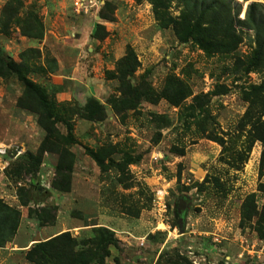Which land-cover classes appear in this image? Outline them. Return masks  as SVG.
I'll use <instances>...</instances> for the list:
<instances>
[{
    "label": "rangeland",
    "instance_id": "374dc122",
    "mask_svg": "<svg viewBox=\"0 0 264 264\" xmlns=\"http://www.w3.org/2000/svg\"><path fill=\"white\" fill-rule=\"evenodd\" d=\"M81 1L86 11L76 10L74 0H0V58L14 64L12 69L0 65V147L7 149L0 159L8 161L0 166V195L9 192L21 204L37 188L47 189V197L55 194L59 202L23 205L54 207V221L41 226L27 220L51 231L59 215L78 239L76 249L92 246L93 227L112 229L119 242L102 264H264V232L254 218L242 217L248 195L257 209L264 206L263 143L253 144L238 169L224 162L244 145L238 121L245 96L264 79V70H245L254 31L236 26L242 40L234 51L206 54L162 27L148 0ZM235 1L242 6L240 19L248 3L262 2ZM179 8L172 0L168 10L174 16ZM127 45L138 66L122 79L116 62ZM20 76L52 103L61 121L55 133L46 136L38 124L41 107ZM128 84L147 88L138 95L141 91L133 93ZM181 87L187 94L177 103L163 96L165 88ZM91 96L103 106L97 121L81 116ZM65 120L72 124L74 142L65 138ZM211 136L225 140L222 155ZM17 146L21 156L7 157ZM46 146L51 151L41 153L35 171L30 157ZM47 154L54 168L42 166ZM60 157L71 166L66 192L51 188L52 180L65 178L57 171L68 170L58 166ZM179 199L184 200L182 233ZM25 223L9 242L29 248L35 232L27 233L32 229ZM2 251L1 264H32L25 259L27 249Z\"/></svg>",
    "mask_w": 264,
    "mask_h": 264
},
{
    "label": "trees",
    "instance_id": "16d2710c",
    "mask_svg": "<svg viewBox=\"0 0 264 264\" xmlns=\"http://www.w3.org/2000/svg\"><path fill=\"white\" fill-rule=\"evenodd\" d=\"M141 1V0H136ZM151 3V10L154 18L162 27L171 28L173 34L181 42L193 41L206 54L216 52L228 53L234 51L241 42V36L236 31V26L246 27L254 31L255 46L251 54L247 57L245 70H264V0L252 1L247 4L244 17L240 19L241 4L235 0H175L179 8L177 15H171L168 8L172 0H148ZM247 1V0H244ZM38 22V21H37ZM25 36H35L30 31H23ZM0 58V65L8 66L12 69L13 62H5ZM138 66L136 55L130 45H127L125 53L116 62L117 72H120L122 79L133 73ZM25 89L29 91L38 101L41 109L38 111V124L44 129L46 136L56 132V123L61 122L53 108L52 103L40 89H37L32 82L24 76H20ZM169 83H172L168 81ZM176 85V84H175ZM177 86V85H176ZM179 85L178 87H180ZM128 89H132L133 93L141 91L145 88L133 87L128 84ZM143 92H145L143 90ZM142 94L139 93L138 95ZM187 94L181 87L179 89L165 88L163 96L167 97L171 103H177ZM247 102L246 109L238 121V127L241 135H245L244 145L235 153V157L229 159L225 157L224 162L232 164L236 169L240 168L247 161L248 153L256 141L263 143L260 155L259 172L264 174V79L257 85H252L245 96ZM82 118L89 121H97L102 119L103 106L93 96L89 97L82 107ZM66 128L65 138L69 142H74L72 134V124L70 121H62ZM213 140L219 142L221 146V155L227 150L223 137L211 136ZM47 147V146H46ZM58 153V149H55ZM40 153L30 157L29 164L37 171L41 163V153L51 151L48 147H41ZM88 154L96 161L97 165L102 166L103 163L99 155L93 151ZM21 156V155H20ZM19 157V156H18ZM16 157L15 159H17ZM24 157L21 158V160ZM133 159L129 157L128 163ZM67 167L68 170L64 174L63 171H57L63 174L58 182L52 180L51 188L60 192H66L70 189L69 178L71 166H67L62 157L58 160V166ZM56 172V174H57ZM216 180V184L220 182ZM36 199L34 195L27 197L21 202V205H28L31 201L41 203L45 201L47 192L45 189H36ZM40 190H43L41 193ZM37 196H40L37 199ZM40 200V201H39ZM54 207L44 204L39 210L29 207L28 217L34 218L39 225H46L56 218ZM242 217L244 220L255 219L256 224L264 232V206L257 209L253 203V196L248 195L243 202ZM20 222V211L17 208L8 206L0 199V246H3L16 233ZM94 228V237L91 239L92 246L90 248L83 247L76 249L80 245L77 238L72 237L69 231H63L48 239L40 242L32 243L25 252V259L32 264H102L105 256L108 255L110 247H116L118 239L114 231L106 226H98Z\"/></svg>",
    "mask_w": 264,
    "mask_h": 264
},
{
    "label": "crops",
    "instance_id": "0c3cea01",
    "mask_svg": "<svg viewBox=\"0 0 264 264\" xmlns=\"http://www.w3.org/2000/svg\"><path fill=\"white\" fill-rule=\"evenodd\" d=\"M91 95H93V93L91 92ZM19 147H21V146H19ZM25 151V150H24ZM18 154H20V153H18ZM18 156H20V155H17L16 157H18ZM7 157H10V156H8L7 155ZM12 158V157H11ZM6 164H8V161L6 160V159H4V160H2V162H1V159H0V166H2V165H6ZM42 166H44L46 169H50V168H54L55 166H56V162L53 160V159H51L49 156H48V154L47 155H45V158H44V161H43V164H42ZM3 167V166H2ZM44 184H47L46 182H43ZM45 191L47 192V189H45ZM7 195H8V197H10V198H8V197H4L3 195H0V197L1 198H3V200H4V202H6L7 204H9L10 206H13V205H16L17 207H18V209H19V211H20V224H19V227H18V229H17V234H18V232H19V230H20V228L22 227V225H23V223H25L26 224V226H28L27 225V223L29 224V226H31V231L29 230L30 228L29 227H27V233L29 232V233H32L33 232V230H34V237L33 238H30V240H28L29 242V244L31 243H33V240H34V238L37 236V235H39V237L41 238V240H45V239H48V238H50V237H52V236H54V235H56L57 233H59V232H63V231H66L67 230V227H65V223L64 222H60V218H59V215L57 216V221H56V223L54 224V226H55V228L53 229V230H51L50 231V228L48 227H40V228H38V229H36V227H35V224L33 223V222H31V221H28L27 219V217H28V206H23V205H21V204H19V201L18 200H16V198H13L12 197V195H10V193L9 192H7ZM34 197H35V199H36V195H34ZM40 198V196H38L37 197V199H39ZM47 199H49V200H51V202H57L60 198H57L56 197V195L55 194H52L51 196H49L48 195V197H46L45 198V201L44 202H46L47 201ZM40 201V200H39ZM44 202H41V203H44ZM59 202V201H58ZM34 203H36L35 201H31L30 202V204L29 205H32V204H34ZM25 220V221H24ZM58 224V225H57ZM68 225H69V223H68ZM54 226H52V227H54ZM73 229H76V226H75V228H73ZM23 240H25V238L24 239H22V241ZM12 250V251H18V250H25V249H28V248H26V246L24 245V244H17L16 242H9V241H7L6 242V244H5V246H3V247H0V254H6L5 252H3L2 250ZM11 254L9 253L7 256L9 257ZM1 257V256H0ZM1 264V263H0Z\"/></svg>",
    "mask_w": 264,
    "mask_h": 264
},
{
    "label": "water",
    "instance_id": "95a60500",
    "mask_svg": "<svg viewBox=\"0 0 264 264\" xmlns=\"http://www.w3.org/2000/svg\"><path fill=\"white\" fill-rule=\"evenodd\" d=\"M21 150V147L17 146L16 148L11 149L9 155L12 158H15L18 155V152ZM184 200L183 199H179V207L177 209V214H178V231L180 233L183 232V217H182V209H181V205L183 204ZM41 238L39 237V235H37L34 240L33 243L35 242H40Z\"/></svg>",
    "mask_w": 264,
    "mask_h": 264
},
{
    "label": "built area",
    "instance_id": "2783aa9c",
    "mask_svg": "<svg viewBox=\"0 0 264 264\" xmlns=\"http://www.w3.org/2000/svg\"><path fill=\"white\" fill-rule=\"evenodd\" d=\"M74 5H75V7H76V10L86 11V5H85L84 3H82L81 0H74ZM6 153H7V149H6V147L1 146V147H0V155H6ZM153 159H154V161L156 162L157 159H158V155H154V156H153ZM143 240H144V239H141V241H140V245H143V243H144Z\"/></svg>",
    "mask_w": 264,
    "mask_h": 264
}]
</instances>
